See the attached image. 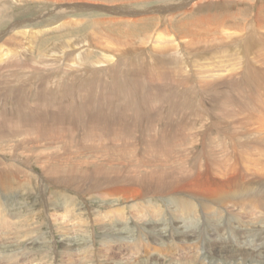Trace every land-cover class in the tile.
I'll list each match as a JSON object with an SVG mask.
<instances>
[{
  "label": "rangeland",
  "instance_id": "374dc122",
  "mask_svg": "<svg viewBox=\"0 0 264 264\" xmlns=\"http://www.w3.org/2000/svg\"><path fill=\"white\" fill-rule=\"evenodd\" d=\"M182 1L180 0V2ZM196 1L198 0L191 3L194 4ZM178 3L179 0H22L21 3L18 0H0V44L6 43V37L18 33V31L45 29L49 31L52 29L47 34L43 33L42 38L37 40L34 50L36 59L39 58V56H36L38 51H49L53 45L60 47V45H64L68 41H73L76 43L77 48L87 46L92 48L90 49L92 55L88 61L93 62L97 61L98 58L100 59L102 55L100 50L102 48H110L111 45L108 43L114 45L116 52H119L118 54H114L119 55L120 66L117 69L114 68L109 73L94 72L90 76L91 79L88 78L94 84L97 81L99 84L104 83V86L106 85L104 87L105 95L107 94L112 99L111 101L108 100V106L114 112H111L112 115L110 114L111 116L108 119L114 120V123L118 119L120 108L125 106L123 104L124 101H122V98H125L124 94H126L124 90H128L126 88L131 90V85L123 74L128 75L130 78L132 74L130 75L129 71L135 74L139 70L136 73L139 79L136 78L140 80L141 76L145 77L151 68L156 69V66L164 64L162 62L164 58L153 47L156 42H159L155 40V33L163 35V40L159 42L160 44L162 43L168 47L172 45L173 49L176 48V51H174L178 59H181L180 61L182 62L180 63H188L189 65H187L190 66L193 75L195 74L193 69L194 57H199L203 61L201 62L202 64L207 63L209 66L210 64L214 66L213 61H215V58L216 60L221 58L218 64L222 70L225 67L234 66L235 71L232 74V78L234 76L235 78L230 81L234 85H239L241 92H244L251 98L250 101H253V103L251 102L253 109L240 116L244 117L245 115L247 118L250 116L254 119L251 120L249 117L248 123L245 122V118L242 124V118L240 119L239 116L237 119L242 125L238 126H231L230 123L228 125L224 122L226 119L221 117H224L223 114L230 115L231 112V114L237 115L241 113L240 107H242V103L237 94V99L235 97V100L231 101V106L227 105L229 107L225 111L222 108L221 110L216 109L220 118L224 120L220 123V128L213 130L214 132L210 131V135L208 133V136L205 137L207 141L204 143L195 140L198 143L195 144V148L200 151L202 149L201 146H203L205 156H201L199 151L196 150L194 152L195 149H192L191 151L189 150L191 154L188 152L186 155L183 152L177 151L176 154L174 153L169 157L158 158L156 156L153 157L149 153L143 154V157H137L139 155L137 151L130 150V148L123 149L121 137L114 135L112 136L114 146L106 145L104 142L105 148L96 147V145L91 146L90 142L83 138V150H78L74 143L75 147L71 146L69 149L64 150L65 141H63V144V142H56V140H46L48 136L37 137L33 134H31V137H36V144H31L32 146L29 145L30 147L26 146V153L24 150H19L20 152L17 149H13L14 152H9L8 150L11 146L14 147L16 142H20L21 139H27L28 136L26 137V135L24 137L21 136L17 141L6 143L7 145L5 143H3L4 145L0 144V163L21 172H18L20 174L16 176L15 181L12 180L7 191H0V264H141V262L142 264H147L150 262L155 263L156 260L159 263L162 261V258L166 259V264L174 262H187L188 264L192 262V264H196L192 258L201 255V258H198L200 263L227 264L223 261L219 262L215 256L212 257L213 253L216 252L213 248L223 247L228 251L231 248L237 249V247H245L244 250H246L250 246L257 247V250L261 252L264 251V211H261V207L258 206H247V202H243L242 199L236 202L232 200L221 206L215 205L213 204L215 200L210 197H208L209 199L206 198V200L201 191L202 189L197 187L196 189H192L193 191L190 194L180 192L177 195L186 201L188 200L187 202L193 206L194 212L188 214L186 211L183 212L178 205L166 202V198L162 196L156 197L154 195L147 200L141 196L135 197L133 194V198L131 197L127 200L123 199L122 194L114 197H110L109 193L98 195L97 192L99 191L92 190L95 188L93 183L86 182L87 184L83 186L81 185L83 183L81 180L77 181L76 185L77 187L83 186L82 189L78 188L76 191L70 190L61 184H54L42 172L43 168L46 171L49 168H53L52 166L54 165L58 166L57 169H60L59 173L61 177H59L57 182L60 180L65 182V179L68 177H73L70 174H75V170L79 174L78 171H91L101 168L108 173H112L111 177L115 174L122 176V178H129L132 176L139 177L138 174L157 166L165 168L168 171L173 170L182 174L188 173L185 176L193 177L194 174H191V171L194 172L193 164H191L192 160H199L201 163L206 161L209 164L211 162L210 165L217 164L218 167L220 162H222V166L229 168L228 171L237 176L236 178L245 175H242V172L246 170V176L243 177L254 185L251 184L250 188L258 192L259 195H257L256 200L264 205V188H262L264 187V170L257 171L260 168H264V142L258 139V143L257 141L255 143L256 137H251L250 135L252 129L262 123L263 119L261 118H264V59L262 58L264 54H260L262 50L264 53V0H212L195 9V11L187 8L192 5L190 3L189 6H183L177 13H173L174 16H171L173 18L171 23L164 20L165 18L161 12L157 13V11L162 10V7L167 8ZM224 17L225 19H223ZM134 19H140L137 21L138 24L130 21ZM223 20L226 21L223 22ZM69 21L74 22L72 24L76 25V27L55 29V26H60V24ZM215 27H218L215 31L216 34L219 33L220 28L226 32L224 31V33L216 35L212 29ZM225 35H227V38H225ZM16 36L19 35L17 34ZM21 37L22 39L17 38L19 46L17 44L16 46L23 48V46L26 47L27 45L29 34L24 35L25 38ZM216 37L224 39H219V41ZM192 38L198 42L206 40L205 43H208L210 47L201 49L199 45L192 44L191 46L197 47L198 50H190L187 44L190 43L189 41ZM221 42L225 47L221 46ZM101 43L105 44V46H99ZM61 50L66 52V48ZM212 52H217L215 53V58L211 57ZM259 54L260 58L258 57ZM261 58L263 61H261ZM122 63L127 66L124 67ZM215 69L213 68L212 70ZM30 73L22 77L20 83L27 86V88L32 87L33 89L35 86L33 83L37 81L40 83L41 74ZM185 74L183 75L184 77L179 78V82L182 85L180 89L185 90L184 92L187 95L191 93L189 97L194 104L195 100L199 102L201 99L199 98L200 94L196 95L200 85L195 86L196 79L191 80L190 74ZM55 75L57 76H53V79L48 81L50 86L47 82L43 85L45 93L53 89L55 92H58L59 89L63 90L62 87L57 86L60 76L58 74ZM79 75L76 79L67 78L68 82L76 80L79 84V81L83 80V76ZM47 77L49 78V76ZM147 77H150V73H148ZM149 79H152L157 84L159 82V78ZM220 80L223 84H226L224 80H227V78L223 77ZM192 82L195 84L193 83V85ZM139 83L140 81H138ZM189 83H191L190 86ZM32 84L33 86H31ZM1 86L0 84V88ZM233 87L232 89H235ZM141 89L138 94L142 91ZM132 92L135 94L134 89ZM170 92L176 94V88L170 89ZM175 94L174 97L178 93ZM205 94L207 95L203 94L205 101L202 100L205 102L203 105L208 109V107L211 108L209 106L210 98L213 100L216 96L209 95V93ZM132 95L131 93L128 100L130 105L135 103ZM224 95L221 97L226 98V93ZM178 96L181 95L179 94ZM218 100L219 102L217 103L220 106L226 103V100L219 98ZM213 105L216 104L214 103ZM9 108L10 106H8ZM245 123H248L249 126ZM134 125L136 130L139 125ZM196 129L191 133L196 134L197 132L196 135H198L202 130L199 128V125H197ZM196 135L195 139H199V136ZM96 137L93 140L97 142ZM218 138L220 141L217 140ZM189 142L190 140H186V146L187 144H193ZM221 143H224V145H219ZM214 153H216L215 156H213ZM256 153L259 156H256ZM211 154L212 156H210ZM202 155L204 154L202 153ZM27 158L32 160H29L30 163L32 162L30 166L19 161V159L27 161ZM8 159L10 162H8ZM12 160L14 164H12ZM53 160L55 162L58 161V163H55ZM255 161L258 162L255 163ZM147 166L150 167L146 168ZM213 167L215 165L211 169H214ZM212 171V175L215 178V172L214 170ZM207 175H210V173L207 172ZM176 176L179 175L176 174ZM195 178L197 177L194 176L192 181ZM247 180L246 182H248ZM108 186L111 185L108 184ZM104 187L107 186H98L99 190ZM99 196L101 197L99 198ZM184 234H187L189 237L187 238ZM241 234H246L244 235L246 237L241 236ZM157 236L161 239L156 242L153 238ZM177 249L179 252L177 251L175 254L173 251ZM136 252H138L137 255L135 254ZM181 253L186 255L180 260L179 257L182 255L178 258L174 257V255L176 256ZM198 253L200 254L198 255ZM90 255L91 257H88ZM262 255V258L257 260V264H264V254ZM241 260L234 259L230 264H243Z\"/></svg>",
  "mask_w": 264,
  "mask_h": 264
},
{
  "label": "bare ground",
  "instance_id": "6f19581e",
  "mask_svg": "<svg viewBox=\"0 0 264 264\" xmlns=\"http://www.w3.org/2000/svg\"><path fill=\"white\" fill-rule=\"evenodd\" d=\"M193 1H195V0H183L182 2H180V0H179V3L177 5H171L167 8L162 7V10L157 11V13L161 12L162 16L165 18L164 20L165 21L167 20L169 23H171L173 20V18L171 16H174L173 13L174 12L177 13L179 10H181V8H183V6L184 7L189 6L191 2L193 3ZM211 1L212 0H209V1L198 0V1L194 2V4L191 3L192 5L187 7V8H189V10H191V11H195V9L201 7L203 4H206V2H211ZM18 2L21 3L22 0H18ZM59 11H61V10H59ZM141 14H143V13H141ZM184 14H186V13H184ZM58 15H60V14H58ZM133 16H136V15H133ZM167 17H168V19H167ZM223 19H225V17ZM139 20L134 19V20H130V21L133 22L134 24H136L137 21H139ZM224 21H226V20H223V22ZM72 23H74V22L69 21V22L64 23V24L62 23V24H60V26H55V29H57V30L61 29V28L70 29V28L76 27V25H73ZM216 28L218 29V27L212 28L214 33L216 31ZM50 30L52 31V29H50ZM49 31L46 29L45 30H36V31H22V32L18 31V33H16V34L14 33L15 35L12 34L11 36L6 37V43L0 44V84L2 85L0 88V144H3V143L6 144L8 142L11 143V142H14V141H17L18 139H20L21 136H23V137L25 135H26V137L28 136L27 139H21L20 142H16L14 147L11 146V148L8 149L9 152H14L13 149H17V151L24 150V152L26 153V149H27L26 146H29L31 144L32 145L36 144L37 139H36V137L34 138V136H37V137L48 136V139H46V140H54V141L56 140V142L65 141V144L63 142V144H64L63 149L64 150L69 149L71 146H74V144H76V147L78 150H83V146H82L83 138H85L88 142H90L91 146L96 145V147L105 148L106 146L103 145L104 142L106 143V145L114 146L113 145V138H112V136L114 135L117 137H121L123 149L130 148V150L137 151L139 153V155H137V157L138 156L143 157L144 156L143 154H147V153L152 154L153 157L156 156L158 158L169 157L170 155H172L174 153L176 154L177 151L183 152V154L186 155L189 152V150L191 151L192 149H195L194 152H196L197 148H195V144H198L196 141H201L203 143L206 142L207 139L205 137L208 136V133L210 135V131H213V130L220 128V126H221L220 123H222V120H223L222 118L226 119V121H224V120L223 121L225 123H227L228 125L230 123L231 126L232 125H237V126L242 125L244 123L245 118H246L245 122H248V120L251 118L249 115L248 116L250 118L249 117L247 118L245 115H244V117H241L242 116L241 114H244L245 112H250L253 109V106L251 104V102L253 103V101H250L251 98H249L244 92H241V90H240L241 88L239 87V85L236 84L237 85L236 86V85H234V83H232L230 81V80L235 78V76H234V78H232L233 77L232 74H234V71H235V69L233 68L234 66L232 67V65H231L230 67H225L224 70H222L218 64V62L221 58H219V60H216L215 53H217V52H212L213 54L211 57L215 58V61H213L214 66L212 64H210L211 69H210L209 64H207V63L202 64L201 62H203V61H202V59H199V57L193 58V63H194L193 69H194V73H195L193 75L190 66H188L189 65L188 63H180V62H182V61H180L181 59L179 60L177 55L175 54L176 48L174 47L175 49H173L172 45H171V47H168L162 43L160 44L159 42L161 40H163V35L161 33H155V35H156L155 40L159 41V42H156L153 47L156 49V51L158 50V52H159L158 54L162 58H164L163 61L159 58L164 64H160L159 66H156L155 67L156 69L151 68L150 72H147V75L145 77L141 76L140 80H138L139 78L136 76V73L139 70L135 74L129 71L130 75L132 74V76H130V78L128 77V75L123 74L125 77H127L126 80L129 81V84L131 85V90H129V88L125 87L126 89H128V90H124L126 92V94H124L125 98H122V101H124L123 104L125 106H123V108H120V112L118 111L119 116H118V119L114 123L113 122L114 120L111 121V119L110 120L108 119V117H110L112 115L111 112H113V111L108 106V100L111 101L112 99L107 94L105 95V92H104V87L106 85L104 86V83L99 84V82H97V81L94 84L91 80H89V79H91V77H90L91 74H94V72H96V73H100V72L101 73H104V72L109 73L114 68L117 69V67L120 66L121 62L119 59V55L117 56L116 54H114V53H117L116 49L114 48V45L112 43H108L111 45L110 48H108V47H106L105 49L102 48V50H100L102 52L100 59L98 58L97 61L95 60L93 62L88 61L89 57L92 55V51L90 50L92 48L88 47V46L84 47V48H80V47L77 48L76 43H74L73 41L72 42L68 41L64 45H60V47L58 45L57 46L53 45L52 48L49 49V51H38V52L36 51L37 52L36 56L37 57L39 56V58L36 59L35 58V52H34L35 45L37 44L36 42L38 39L42 38L43 33L47 34V32H49ZM224 31L225 30H222V28H220L219 33H217V34L215 33V34L219 35L221 33H224ZM231 33H229V34L231 35ZM17 34L19 36H16ZM26 34H29V40L27 42L26 47H24V46H23V48L18 47L19 42L17 41V38L19 37L22 39L21 36L24 37V35L26 36ZM234 35H235V33H234ZM217 38L218 37H216V39ZM225 38H227V35H225ZM219 39L222 40L224 38L219 37L218 40ZM189 42H190L189 44H187V43L186 44L188 46V49H190V50L191 49H197V47H196L197 45H199V47H201V49L202 48L207 49L210 47V45L208 43H205L206 40L203 42H198V41H196V39L192 38L191 41H189ZM222 42H221V46L223 45ZM209 43H212V42H209ZM16 44L18 46H16ZM101 44L99 46H101V47L105 46V44H102V45ZM192 44L196 45L195 46L196 48L191 46ZM63 48H66V52L65 51L63 52L61 50ZM117 48H118V46H117ZM261 49H262V47H261ZM142 50H140V51H142ZM153 52H154V50H153ZM260 54L261 55L264 54L263 50ZM260 54L258 56L259 58H260ZM130 55H132V54H130ZM178 55H180V54H178ZM122 58H121V60H122ZM262 58L264 59V56H262ZM262 58H261V61H263ZM188 61L190 62V60H188ZM158 62H160V61H158ZM122 65H124V64L122 63ZM221 65H222V63H221ZM126 66L124 65V67H126ZM213 68H216L218 70H216V69L212 70ZM196 70H197V72H196ZM30 72H32L33 74H41L40 75V79H41L40 83L38 81L36 83L32 82L33 84H35L33 89H32V87L27 88V86L20 83V79L22 77L26 76L28 73L31 74ZM44 72H45V74H44ZM60 73H61V75H59ZM148 73H150L149 78H159L158 84L156 82H153L152 79H149L147 77ZM185 73L190 74L191 80L196 79V81H195L196 84L194 82H192V84L194 83L195 86L200 85L199 90L196 93V95L200 94L201 96L199 98H201V99L199 102H196V100H195L194 101L195 105L192 103L193 101H191V98L189 97L191 95V93L187 95L184 92L185 90L183 91L180 89V87H182V85L179 82V78H181ZM55 74H58V76H60L59 77L60 80H59L57 86L62 87L63 90L59 89V91L58 92L56 91L57 92L56 93L55 90L53 89V90L47 91V93H45V89H43V85L46 82L48 83V81H51V79H53L52 78L53 76H57ZM244 74H246V73L244 72ZM78 75L83 76V80L81 82L79 81V84H78V82H76V80H74L73 82H68L67 78H71V79L75 78L76 79V77H78ZM121 75H122V73H121ZM139 75H141V74L139 73ZM47 76H49V78ZM65 76H66V78H65ZM242 76H243V74H242ZM248 76H250V75H248ZM223 77L227 78V80H224V81L228 85L223 84L222 81L220 80ZM116 81H118V80H116ZM138 81H140L139 84L141 85V87L138 84ZM247 83H249V82H247ZM33 84L31 86H33ZM50 84H52V83H50ZM190 84L191 83H189V86H190ZM222 84L225 86H223ZM48 85H49V83H48ZM153 85H156V86H153ZM67 86H69V87H67ZM233 86L235 87V89H232ZM138 87L140 89L142 88L141 89L142 91L139 94H138V92L140 91V89ZM172 88H176V92L178 93V94L176 93L177 95L175 93L170 92V89H172ZM133 89L135 91V94L132 92ZM188 89H190V88H188ZM136 90H138V91H136ZM174 91H175V89H174ZM131 93L133 94L132 98L135 101V103L133 102L134 104H132V105H130V103L128 101L129 97L131 96ZM205 93H209V95L211 94V95L216 96L215 99L212 100L210 98L211 101L209 100V102H210L209 106H211V108L206 106L210 110L205 108V105H203L205 103V102H203L204 95L207 96ZM225 93L228 97V98L226 97L227 99L224 97L223 98L221 97V96H225L224 95ZM174 94L176 95L175 97H174ZM179 94L181 96H178ZM236 94L241 99V103H242V107H240L241 113H238L239 115L238 114L236 115L233 113L231 114V112H230V115L223 114L224 117L221 116L222 118H220V115L217 113L218 112L217 110H221V108H222V110L225 111L227 109V107H229L227 105L231 106V101L235 100ZM241 94H242V96H241ZM218 98L221 100H226V103H224L222 106H220L217 103V102H219ZM236 99H237V97H236ZM214 103L216 105H213ZM8 106H10L9 109H8ZM261 107H260V109H262ZM239 116H240V119L242 118V121H241L242 124L240 122H238L237 117H239ZM252 119H253V117L251 118V120ZM261 119H263L262 123H260V125L255 126L252 129V133L250 134L251 137H253V136L256 137V139L254 140L255 143H256V141L258 143V139H260L264 142V118H261ZM80 120H82V121L80 122ZM234 120H235V122H234ZM131 121H133V122L130 123ZM255 122H257V121H255ZM248 123H245V124L248 125ZM134 124H137L141 127L138 126L137 129L135 130ZM208 124H209V126H208ZM197 125H199V128L202 129L200 132L198 131L199 132L198 135H196L197 132H196V134L191 133L194 130H197L196 129ZM231 126H230V128H231ZM217 132H219V131H217ZM31 134L34 135L33 138L31 137L32 136ZM195 135L199 136V139H197V138L195 139ZM59 136H60V139H59ZM94 137H96L97 142L93 140ZM242 137H243V135H242ZM43 138H45V137H43ZM186 140H190L189 143H193V144H191V145L187 144V146H186ZM217 140H219V138ZM223 140L225 142V138ZM194 142H196V143H194ZM219 145H224V143H221ZM247 145H248V143H247ZM2 148H3V146H2ZM201 148L202 149L199 148L200 151L199 150H197V151H199V154L201 156H205L203 146H201ZM213 148H215V147H213ZM31 149H32V147H31ZM2 151H4V150H2ZM213 151H214V149H213ZM27 152H29V151H27ZM140 153H142V154L140 155ZM202 153L204 155H202ZM212 154L210 156H212ZM215 154L216 153H214L213 156H215ZM261 154H263V152H261ZM218 155H219V153H218ZM195 156H196V154H195ZM210 156H209V158H210ZM256 156H259V155L256 153ZM27 157L30 158V156H28V155H27ZM206 157H208V156H206ZM29 158H27V161H24V160L21 161L20 159H19V161L21 163H25L28 166H30V164L32 163V162L30 163V161H32V160ZM40 158H41V156H40ZM24 159H25V157H24ZM34 159L36 160V158H34ZM139 159H141V158H139ZM182 159H184V158H182ZM198 159H200V158L198 157ZM230 159H231V157H230ZM234 159L237 160L236 157H234ZM2 160H5V159H2ZM258 160H259V158H258ZM146 161H145V163H146ZM201 161H203V160H201ZM260 161H262V160L260 159ZM8 162H10L9 159H8ZM13 162L14 161L12 160V164H14ZM17 162H18V160H17ZM147 162H150V161L148 160ZM256 162H258V161H255V163ZM51 163H52V161H51ZM55 163H58V161ZM59 163H61V162L59 161ZM158 163H160V162H158ZM62 164H63V160H62ZM64 164H66V163H64ZM191 164H193L192 166L194 168V172L191 171V174H194L193 177L194 176L197 177V178H195L194 181H192V178H193L192 176L191 177L185 176L188 173L185 174L184 171H182L184 173V174H182V173H177L176 171H173V170L168 171L165 168H160L157 166L151 167L150 170H146L143 173L138 174L139 177L138 176H132L129 178H125V177L122 178V176L115 175V174H113L114 176L111 177L112 173H110V172L108 173V172L102 170L101 168H99V169L96 168L97 170H91V171H83V172L78 171L79 174H77V172L75 170L74 171L75 174H70V175H73V177H68L67 179H65V182H63L62 180L57 182L59 177H61V174L59 173L60 169L59 170L57 169L58 166L56 167L54 165V166H52L53 168H49L46 171L43 168L42 172H44V175H46L49 178V180L52 181L54 184L55 183L61 184L62 186L66 187L70 190L76 191V189H78V188L82 189L83 186H85L87 184L86 182H88V183H93L95 185V188H93L92 190L96 191V192L99 191V192H97L98 195L104 194V193H106V194L109 193L108 195H110V197H114L116 195L122 194L123 199H127V200L131 197L133 198V194L135 197L141 196V197L146 198L147 200H149L154 195H156V197L162 196V197L166 198V200H167L166 202H171L172 204L178 205L179 208H181V210L183 212L186 211L188 214L194 212L193 206L189 202H187L188 200L186 201L184 198L178 197L177 195L180 192H185V193L190 194V192L193 191L192 189H194V188L196 189L197 187H200L202 189L201 191L204 194L205 199L208 197L213 198L215 200V202L213 201L214 202L213 204H215V205L221 206L227 202L229 203V201L234 200L236 202L239 200L241 201V199H242L243 202L244 201L247 202V206H249V207H257L258 206V207H261L260 208L261 211H264V205L261 202H258L256 200L257 195H259L258 192H256V190H254L253 188L251 189L250 185L252 183H250L246 178L243 177V176H246V173H247L246 170H244L242 172V175L243 174H245V175H243L240 178L239 177L236 178L237 176H234L233 173L228 171L229 168L222 166V162H220L219 167L217 166V164H214L215 165V167H213L214 169H211V167L214 166V165H210L211 162L209 164V162H206V161L201 163L199 160H197V161L192 160ZM51 165H53V164H51ZM230 165L232 166L231 163H230ZM234 165H236V164L234 163ZM0 166H2V167H0V191L5 192L8 190V187L12 183V180H14L16 178V176H18L21 172L15 171L11 167H6L8 165H5L3 163H0ZM161 166H163V165H161ZM189 166H190V164H189ZM148 167H150V166H147L146 168H148ZM258 167H259V165H258ZM40 168H42V167H40ZM77 170H79V169H77ZM212 170H214V172H215V178H214V175H212V172H213ZM262 170H264V168H262V169L260 168L257 171H262ZM18 172H20V173H18ZM207 172L210 173V175H207ZM59 174H60V176H59ZM122 174H123V172H122ZM176 174L179 176H176ZM70 175H68V176H70ZM128 175H130V174H128ZM176 177H177V179H175ZM79 180H81L83 182L81 184L83 186L77 187L76 183ZM246 180L248 182H246ZM108 184L111 186H108ZM244 184H247V185H244ZM99 185H103V186H107V187H104L103 189L99 190V188H98ZM262 188H264V187H262ZM194 191H196V190H194ZM82 192L84 193V191H82ZM124 194H126V195H124ZM199 194H200V192H199ZM100 197L101 196H99V198ZM262 199H263V197H262ZM101 200H103V199H101ZM237 203L241 204L240 202H237ZM207 205L209 206V204H207ZM203 206H204V204H203ZM209 208H211V207H209ZM261 211L259 210V212H261ZM244 235H246V234H241V236H244ZM184 236H186L187 238L189 237L187 234H184ZM244 237H246V236H244ZM153 239L157 242L161 238L159 236H157V237H154ZM141 243H142V241H141ZM247 248H246V250H244L245 247L244 248L237 247V249L231 248L228 251H226V248H223V247H219L216 249L213 248L216 252L213 253L212 257L215 256L219 260V262L223 261L227 264H230L232 262V260H234V259H237L239 261H240V259H242L241 261L243 264H257L258 263L257 260L262 258V256H263L262 254H264V251L261 252V251L257 250V247H250L249 246ZM148 250H150V249H148ZM177 251H178V249L174 250L173 252L176 254ZM137 253L138 252H136L135 254L137 255ZM199 254L200 253H198V255ZM156 255H158V254H156ZM180 255H182V256H180ZM184 255H186V254L181 253V254L176 255V256L174 255V257L178 258L180 256L179 257V260H180L181 258L184 257ZM201 256H194L192 258L194 260V263L205 264V263L199 262L198 258H201ZM88 257H91V255ZM154 259L156 260V258H154ZM89 260H90V258H89ZM165 260H166L165 258H162V261L159 263H157V260H156L155 263L150 262L147 264H166ZM153 262H154V260H153ZM141 264H142V262H141ZM167 264H171V263H167ZM172 264H188V263L187 262H185V263L174 262ZM191 264H192V262H191ZM212 264H215V263H212Z\"/></svg>",
  "mask_w": 264,
  "mask_h": 264
}]
</instances>
